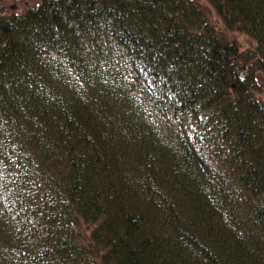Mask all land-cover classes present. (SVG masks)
<instances>
[{
  "label": "trees",
  "instance_id": "16d2710c",
  "mask_svg": "<svg viewBox=\"0 0 264 264\" xmlns=\"http://www.w3.org/2000/svg\"><path fill=\"white\" fill-rule=\"evenodd\" d=\"M261 80L264 0L0 13V264H264Z\"/></svg>",
  "mask_w": 264,
  "mask_h": 264
},
{
  "label": "rangeland",
  "instance_id": "374dc122",
  "mask_svg": "<svg viewBox=\"0 0 264 264\" xmlns=\"http://www.w3.org/2000/svg\"><path fill=\"white\" fill-rule=\"evenodd\" d=\"M32 2L33 0H0V13L11 10L22 11ZM231 37L239 43L240 48H247L254 45L246 34L232 32ZM258 77H261V75H258ZM259 84L262 85L264 89V80H261Z\"/></svg>",
  "mask_w": 264,
  "mask_h": 264
}]
</instances>
